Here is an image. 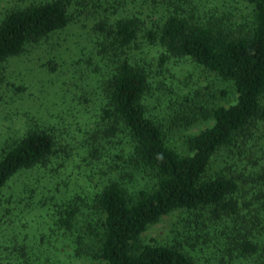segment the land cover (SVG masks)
<instances>
[{"label": "trees", "instance_id": "obj_1", "mask_svg": "<svg viewBox=\"0 0 264 264\" xmlns=\"http://www.w3.org/2000/svg\"><path fill=\"white\" fill-rule=\"evenodd\" d=\"M240 1L250 5L252 22L238 34L226 21L204 20L208 9L194 0H34L2 14L0 67L65 29L72 12L82 14L90 5L85 17L93 16L96 54L107 74L96 87L101 92L92 134L81 127L68 132L71 123L63 110L52 127L27 123L24 133L1 151L0 208L11 181L16 179L13 188L21 186L27 198L44 180L40 169L53 168L61 159L67 164L69 143L63 139V145L61 138L76 139L78 132H85L89 143L81 148L91 158L115 151L113 139L123 136L128 157L155 179L151 189L134 192L114 181L99 187L98 164V172L96 166L91 170L94 181L85 187H94L92 194L67 196L64 184L53 196L44 187L43 204L49 207L56 200L54 225L64 238L58 239L54 258L45 259L58 264L81 256L87 264H196L176 246L139 242L150 225L183 210L201 217L196 228L207 230L201 246H212V264H264V0ZM140 37L161 47L160 61L189 58L235 89L234 104L211 109V125L187 136V155L168 146L164 121L145 103L149 73L130 53ZM9 197L14 198L8 195L7 202ZM81 207L83 219L76 217Z\"/></svg>", "mask_w": 264, "mask_h": 264}, {"label": "rangeland", "instance_id": "obj_2", "mask_svg": "<svg viewBox=\"0 0 264 264\" xmlns=\"http://www.w3.org/2000/svg\"><path fill=\"white\" fill-rule=\"evenodd\" d=\"M30 1L34 0H0V18L8 8ZM194 2L208 9L204 20L226 21L236 34L251 25V7L245 2ZM89 8L92 9L90 5L84 6L82 14L72 12V20L65 29L38 44L29 45L20 56L9 59L0 67V155L7 145L24 133L27 123L37 121L40 125L52 127L59 123L62 113L59 111L63 110L68 113L66 116L71 123L68 132L74 129L77 132L81 127L93 133L101 92L96 87L107 71L96 54L93 16L85 17ZM155 17L158 18L159 13L156 12ZM137 43L130 53L149 73L145 103L156 119L164 121L168 146L187 155V136L211 125V109L234 104L235 89L231 82L222 80L189 58L160 61L162 49L159 45L149 44L142 37ZM85 120L86 125H79L78 122L83 124ZM84 133L78 132L76 139L59 136L69 143L66 150L70 160L66 164L61 159L53 168L40 169L44 180L34 186L35 193L26 198L21 186L13 188L16 179L5 188L4 207L0 208V264H58L44 258H54L55 246H60L58 239H64L54 225L56 211L53 203L56 200L52 199L49 207L43 204L41 194L45 192L44 187L51 189L53 196L57 194V186L62 188L64 184L68 187L67 196L92 194L94 187L89 190L85 187L90 185L89 181H94L91 170L96 166L98 172V164L102 173L99 187L104 181L118 182L130 192L153 187L152 172L139 167L128 157L129 146L123 144L128 141L126 138L113 139L116 143L112 153L100 151L98 156L91 158L81 148L82 144L89 143L85 140L87 136H82ZM65 143L63 140L62 144ZM21 178L27 176L21 175ZM11 194L14 198L9 197L7 202V196ZM64 199L66 197L60 201ZM191 214L176 210L162 217L141 234L140 245L176 246L192 256L196 264H212V246H201L207 230L202 226L197 229L201 217ZM84 215V207L77 209L76 217L83 219ZM62 261L63 264H87L84 256L73 258L71 262Z\"/></svg>", "mask_w": 264, "mask_h": 264}]
</instances>
